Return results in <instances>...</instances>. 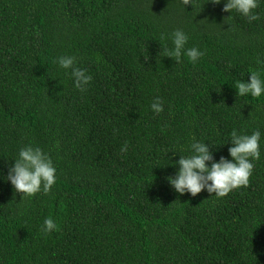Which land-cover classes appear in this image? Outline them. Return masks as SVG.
I'll list each match as a JSON object with an SVG mask.
<instances>
[{
    "label": "trees",
    "instance_id": "obj_1",
    "mask_svg": "<svg viewBox=\"0 0 264 264\" xmlns=\"http://www.w3.org/2000/svg\"><path fill=\"white\" fill-rule=\"evenodd\" d=\"M212 2L0 0V264H264V97L234 88L264 78V3L249 24ZM177 29L196 64L166 57ZM63 55L93 77L86 91ZM233 129L262 134L249 184L176 193L166 178L192 138L218 162ZM29 144L57 180L23 200L6 177ZM48 217L59 231L45 235Z\"/></svg>",
    "mask_w": 264,
    "mask_h": 264
},
{
    "label": "clouds",
    "instance_id": "obj_2",
    "mask_svg": "<svg viewBox=\"0 0 264 264\" xmlns=\"http://www.w3.org/2000/svg\"><path fill=\"white\" fill-rule=\"evenodd\" d=\"M182 3L185 7L189 4L192 5L191 0H182ZM212 3H223V11L232 14L226 21L232 20L233 13H236L246 18L251 24L261 19L257 9L264 3V0H213ZM170 39L173 47L170 50H165L166 57L174 59L177 63L181 62L182 57H187L192 64H196L203 57L204 53L198 48L186 47L189 37L183 30H175ZM54 62L65 73L71 75L76 89L81 92L87 90L93 77L88 74L86 69L76 66L74 56L63 55L56 58ZM249 76L250 82L244 80L235 83L234 88L238 97L253 99L264 97V78H262L261 72L250 71ZM150 108L156 115H160L165 110L163 101L159 97L154 100ZM261 139L262 134L258 129L250 135L233 129L229 141L222 144L231 143L232 146L228 148L231 159L221 157L216 162L210 150L209 141L205 143L193 137L188 148L190 154H181V158L172 165L174 168L178 166V171L174 177H167L166 181L181 196L190 194L195 197L206 190L210 195L215 194L216 198H224L232 191L249 184L255 167L254 162L261 159ZM212 147H214L213 144ZM127 151L128 145L125 143L121 152L126 153ZM14 161L6 180L11 183L16 193L23 194V200L25 197H33L41 191L47 194L55 186L56 168L52 159L41 148L29 144L20 149L19 157ZM42 231L47 235L59 231V228L56 221L52 217H48L43 221Z\"/></svg>",
    "mask_w": 264,
    "mask_h": 264
}]
</instances>
